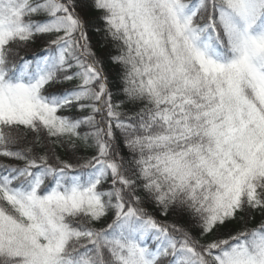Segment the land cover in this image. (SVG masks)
Listing matches in <instances>:
<instances>
[{
    "label": "snow or ice",
    "instance_id": "1",
    "mask_svg": "<svg viewBox=\"0 0 264 264\" xmlns=\"http://www.w3.org/2000/svg\"><path fill=\"white\" fill-rule=\"evenodd\" d=\"M0 157V264H264V0H0Z\"/></svg>",
    "mask_w": 264,
    "mask_h": 264
},
{
    "label": "trees",
    "instance_id": "2",
    "mask_svg": "<svg viewBox=\"0 0 264 264\" xmlns=\"http://www.w3.org/2000/svg\"><path fill=\"white\" fill-rule=\"evenodd\" d=\"M21 55H23V53H21ZM0 163H15V162L8 160L6 158L0 157Z\"/></svg>",
    "mask_w": 264,
    "mask_h": 264
}]
</instances>
